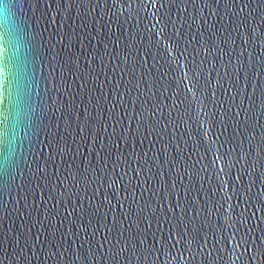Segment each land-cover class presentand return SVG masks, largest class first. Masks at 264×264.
Returning a JSON list of instances; mask_svg holds the SVG:
<instances>
[{"label":"water","instance_id":"water-1","mask_svg":"<svg viewBox=\"0 0 264 264\" xmlns=\"http://www.w3.org/2000/svg\"><path fill=\"white\" fill-rule=\"evenodd\" d=\"M0 11V264H264V0Z\"/></svg>","mask_w":264,"mask_h":264},{"label":"clouds","instance_id":"clouds-1","mask_svg":"<svg viewBox=\"0 0 264 264\" xmlns=\"http://www.w3.org/2000/svg\"><path fill=\"white\" fill-rule=\"evenodd\" d=\"M8 24L9 19L7 14L3 11H0V28H5ZM3 52L4 48L2 45H0V59L3 58ZM9 76V68L4 64H0V98H3V96L5 95L6 86L9 82Z\"/></svg>","mask_w":264,"mask_h":264}]
</instances>
